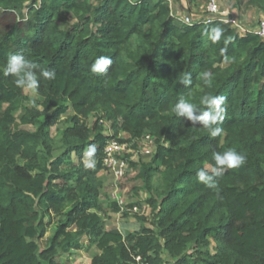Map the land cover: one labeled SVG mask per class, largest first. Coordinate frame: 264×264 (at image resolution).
Returning a JSON list of instances; mask_svg holds the SVG:
<instances>
[{
  "label": "trees",
  "instance_id": "trees-1",
  "mask_svg": "<svg viewBox=\"0 0 264 264\" xmlns=\"http://www.w3.org/2000/svg\"><path fill=\"white\" fill-rule=\"evenodd\" d=\"M235 1L264 14V0ZM0 14L14 16L0 31V264H70L56 257L83 249L85 238L97 248L91 264H138L137 256L151 264H264L263 37L222 21L185 24L169 0H0ZM214 27L233 37L223 53V38H207ZM13 54L34 62L38 76L56 73L40 77L35 106L3 75ZM101 55L112 65L92 73ZM204 71L212 73L207 85ZM189 73L185 87L179 80ZM205 94L226 98L216 138L172 112L181 97L203 110ZM104 120L114 136L149 134L156 145L131 162L141 180L133 189L147 193L151 208L135 224L107 227L106 205L121 206L101 199L111 136ZM89 145L94 168L85 167ZM230 149L244 165L217 178L216 189L198 182L197 170L210 171L213 154Z\"/></svg>",
  "mask_w": 264,
  "mask_h": 264
},
{
  "label": "rangeland",
  "instance_id": "rangeland-1",
  "mask_svg": "<svg viewBox=\"0 0 264 264\" xmlns=\"http://www.w3.org/2000/svg\"><path fill=\"white\" fill-rule=\"evenodd\" d=\"M172 7L174 15L184 18L185 16H199L205 15L203 11L205 10L206 4L200 6H194L188 3L187 0H169ZM235 0H220L219 4L222 9H228L241 20V22L247 27L252 28V26H257L259 19L264 18V14H261L257 11L256 8H247L243 6L242 8H235ZM13 14H0V31H5L8 29L14 22ZM29 100L26 102L28 105H33L32 100H38V95L36 92L26 90ZM69 113H72L70 111ZM23 111L18 109L16 115L18 118L21 117ZM64 118V117H63ZM97 116L92 115L90 117V122L96 120ZM105 127L107 128L106 133H108L111 138H115L123 143L127 144L128 151L122 153L124 155V160L126 161L125 172L121 179L117 174L105 167L104 172L101 173V177L105 179V187L103 189L104 194L101 195V199L105 202L120 201L121 202V211L113 212L111 208L106 205L108 209L109 218H107V227H110L112 224L118 225L123 222L128 223H137V216L140 214L149 215L150 206L146 203L145 198L147 193L144 190L136 193L134 187L140 186L141 180L137 177V170L131 168V162H137L142 157H145L149 154H153L156 149L153 137L149 134H144L141 137L136 139L132 138L128 133L121 131L117 136H114V131L111 129L110 122L104 120ZM63 126V121H58L55 127H53L52 133L55 134L57 127ZM30 129H34L33 126H23ZM149 152V153H147ZM128 162V163H127ZM123 177V178H122ZM118 200V201H117ZM139 201L140 204H135ZM119 203V202H118ZM138 206V211H133V208ZM125 212H128L129 215H124ZM55 225L49 228L48 233L45 238L41 240V246L44 248L47 246L48 238L52 235V229ZM85 247L80 250H75L72 254H63L62 256H57L56 260L65 261L67 258L70 259V264H91L92 256L97 252L95 245H90L88 239L83 240Z\"/></svg>",
  "mask_w": 264,
  "mask_h": 264
},
{
  "label": "clouds",
  "instance_id": "clouds-1",
  "mask_svg": "<svg viewBox=\"0 0 264 264\" xmlns=\"http://www.w3.org/2000/svg\"><path fill=\"white\" fill-rule=\"evenodd\" d=\"M207 38L212 44L220 43L223 38L225 48L221 49L222 53L226 50V46L233 40L231 36L225 37L224 29L219 27L208 30ZM111 65L112 59L109 56L101 55L91 64L90 71L96 74L105 73ZM36 69L37 65L24 55L13 54L8 57L2 72L4 76L13 78L12 82L16 87L22 90L36 92L40 87V77L47 80H54L56 77L55 71L47 69H40L38 76ZM211 78L212 73L210 71H204L201 76V79L206 85L210 83ZM179 83L185 87L190 86L192 83L191 74L182 76ZM225 99L223 95L205 94L200 100V104L204 106L203 110H200L197 105L181 97L172 107V112L177 117L186 119L193 125L203 126L208 129L211 137L216 138L224 132V129L219 125L224 120L225 109L223 105ZM32 104L35 106V99L32 100ZM95 152L96 148L94 145L87 147L84 153L86 168L95 167V160L93 159ZM213 159L215 166L210 171L206 168H199L196 172L197 181L213 189L218 187L217 178L222 177L227 170L239 168L246 162V157L238 153L235 149H230L222 153L216 152L213 154Z\"/></svg>",
  "mask_w": 264,
  "mask_h": 264
},
{
  "label": "built area",
  "instance_id": "built-area-1",
  "mask_svg": "<svg viewBox=\"0 0 264 264\" xmlns=\"http://www.w3.org/2000/svg\"><path fill=\"white\" fill-rule=\"evenodd\" d=\"M219 2L220 0H209L206 3L205 10L203 11L205 15H202L201 17L185 16L184 18H180V16L178 15H174V16H177L180 20H182L185 24L188 25L222 21L230 24L233 27L238 28L243 34L247 32H252L255 34H259L261 37L264 38V18L259 20L258 25L255 28H247L241 22L239 17L236 16V14H234L228 9H222L220 7ZM127 151H128L127 144L115 138L109 139L104 149V161H103L104 165L110 170H113L119 177L118 179H121V176H123L125 172L126 161L124 160L125 158L122 153ZM118 202L119 205L121 206V202L120 201ZM138 209H139L138 206H135L133 208V211H138ZM136 260L138 264H151L147 261H144L141 256H137Z\"/></svg>",
  "mask_w": 264,
  "mask_h": 264
},
{
  "label": "crops",
  "instance_id": "crops-1",
  "mask_svg": "<svg viewBox=\"0 0 264 264\" xmlns=\"http://www.w3.org/2000/svg\"><path fill=\"white\" fill-rule=\"evenodd\" d=\"M118 225L120 226V224L118 223ZM85 239H87V238H85Z\"/></svg>",
  "mask_w": 264,
  "mask_h": 264
}]
</instances>
